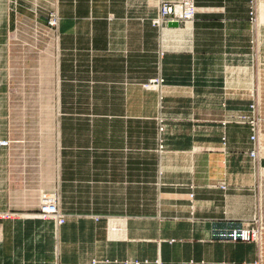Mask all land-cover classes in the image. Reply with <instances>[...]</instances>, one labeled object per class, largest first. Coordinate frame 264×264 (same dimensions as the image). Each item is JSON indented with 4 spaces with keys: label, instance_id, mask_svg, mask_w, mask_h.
<instances>
[{
    "label": "crops",
    "instance_id": "crops-1",
    "mask_svg": "<svg viewBox=\"0 0 264 264\" xmlns=\"http://www.w3.org/2000/svg\"><path fill=\"white\" fill-rule=\"evenodd\" d=\"M179 1L55 0L51 183L7 193L0 264H264V124L254 161L248 125L207 122L251 115L264 20L250 0H194V21L153 26L163 2ZM157 78L159 90L144 87ZM49 196L61 226L35 217ZM254 218L261 242H234Z\"/></svg>",
    "mask_w": 264,
    "mask_h": 264
},
{
    "label": "rangeland",
    "instance_id": "rangeland-1",
    "mask_svg": "<svg viewBox=\"0 0 264 264\" xmlns=\"http://www.w3.org/2000/svg\"><path fill=\"white\" fill-rule=\"evenodd\" d=\"M260 1L264 2L258 0L259 4ZM54 5L55 0H0V139L7 138L16 145L19 141L23 143L20 150L12 152L0 147V221L8 215L7 193L11 188L16 193H30L27 191L30 189L34 197V190L47 191L50 187L52 149L57 139V38L55 29L48 25L50 15L56 13ZM253 64L255 66V63L251 66ZM262 70H253V90L264 116V103L260 101L264 100L261 97L264 94ZM222 109L226 110L223 106ZM227 116L225 112L223 118L207 122L210 126L219 121L224 128L222 122ZM166 127L165 120L159 118V153L165 149ZM12 155L18 156L17 161L21 163L15 161L10 166ZM17 198L12 200L14 206L19 201ZM39 201L42 203V197ZM39 209L35 210V217Z\"/></svg>",
    "mask_w": 264,
    "mask_h": 264
},
{
    "label": "built area",
    "instance_id": "built-area-1",
    "mask_svg": "<svg viewBox=\"0 0 264 264\" xmlns=\"http://www.w3.org/2000/svg\"><path fill=\"white\" fill-rule=\"evenodd\" d=\"M258 0H252V16L253 21L257 20L258 13ZM197 15V7L194 0H182L179 2H163L159 8L158 15L152 19L153 26L157 28H163L169 23L177 22L179 25L186 24L194 21ZM48 25L52 29H56L59 25V19L56 13H52L48 20ZM164 80L161 78L153 79L145 85L146 89L159 90ZM253 103L250 105L251 115L240 114L234 115L230 114L227 116V119L222 122V125L226 127L229 124H239V125H248L253 132L251 136V141L254 144V149L250 151L249 156L254 161H258L260 158V142H261V127L263 123V113L261 111V106L259 103L256 94L252 93ZM227 109L226 101L222 105ZM223 146L227 144V137L223 135L222 137ZM11 145L9 140H1L0 147L6 148ZM162 148V147H161ZM222 189H226L225 185H222ZM50 199L46 201L42 200L37 218L41 220H52L56 222L57 225L65 224V216L61 214L58 206L57 199L53 196H49ZM193 198V195H191ZM4 217V216H3ZM11 215H7L4 218H10ZM262 231L260 218H254L252 221H249L241 229H235L232 231V240L234 242H243V243H256L259 244L262 240ZM255 264H260V260L256 261Z\"/></svg>",
    "mask_w": 264,
    "mask_h": 264
},
{
    "label": "water",
    "instance_id": "water-1",
    "mask_svg": "<svg viewBox=\"0 0 264 264\" xmlns=\"http://www.w3.org/2000/svg\"><path fill=\"white\" fill-rule=\"evenodd\" d=\"M168 25H169L170 27H172V28H178V27H179V23H177V22L169 23Z\"/></svg>",
    "mask_w": 264,
    "mask_h": 264
},
{
    "label": "bare ground",
    "instance_id": "bare-ground-1",
    "mask_svg": "<svg viewBox=\"0 0 264 264\" xmlns=\"http://www.w3.org/2000/svg\"><path fill=\"white\" fill-rule=\"evenodd\" d=\"M261 5H262V3H261ZM263 6H264V5H263ZM263 6H260V7H261V11L263 12V13H262V18H263V20H264V9L262 10V7H263ZM263 123H264V120H263ZM262 127H263V124H262ZM262 127H261V129H262ZM261 138H262V137H261Z\"/></svg>",
    "mask_w": 264,
    "mask_h": 264
}]
</instances>
